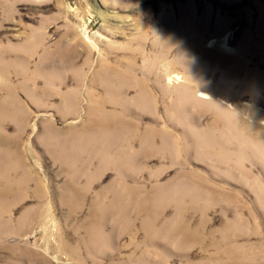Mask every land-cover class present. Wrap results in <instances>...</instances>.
I'll return each instance as SVG.
<instances>
[{
  "label": "rangeland",
  "instance_id": "obj_1",
  "mask_svg": "<svg viewBox=\"0 0 264 264\" xmlns=\"http://www.w3.org/2000/svg\"><path fill=\"white\" fill-rule=\"evenodd\" d=\"M0 264H264V0H0Z\"/></svg>",
  "mask_w": 264,
  "mask_h": 264
},
{
  "label": "bare ground",
  "instance_id": "obj_2",
  "mask_svg": "<svg viewBox=\"0 0 264 264\" xmlns=\"http://www.w3.org/2000/svg\"><path fill=\"white\" fill-rule=\"evenodd\" d=\"M217 42H218V40L217 39H213L210 43H211V45H216L217 44ZM217 46V45H216ZM10 88V87H9ZM76 97V96H75ZM69 102V101H68ZM73 105V104H72ZM71 112V111H70ZM127 144V143H126ZM148 148V147H147ZM162 151V150H161Z\"/></svg>",
  "mask_w": 264,
  "mask_h": 264
}]
</instances>
